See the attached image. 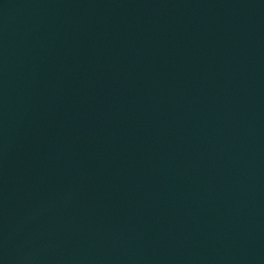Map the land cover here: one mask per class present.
I'll return each instance as SVG.
<instances>
[{
  "label": "water",
  "instance_id": "1",
  "mask_svg": "<svg viewBox=\"0 0 264 264\" xmlns=\"http://www.w3.org/2000/svg\"><path fill=\"white\" fill-rule=\"evenodd\" d=\"M0 264H264V0H0Z\"/></svg>",
  "mask_w": 264,
  "mask_h": 264
}]
</instances>
